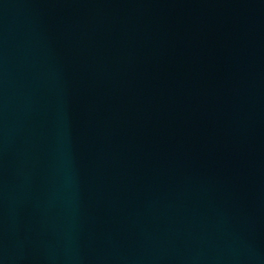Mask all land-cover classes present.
<instances>
[{
    "label": "water",
    "instance_id": "95a60500",
    "mask_svg": "<svg viewBox=\"0 0 264 264\" xmlns=\"http://www.w3.org/2000/svg\"><path fill=\"white\" fill-rule=\"evenodd\" d=\"M0 264H264V0H0Z\"/></svg>",
    "mask_w": 264,
    "mask_h": 264
}]
</instances>
